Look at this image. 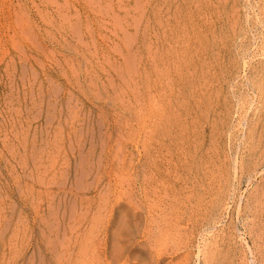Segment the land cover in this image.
Returning a JSON list of instances; mask_svg holds the SVG:
<instances>
[{
  "label": "rangeland",
  "instance_id": "1",
  "mask_svg": "<svg viewBox=\"0 0 264 264\" xmlns=\"http://www.w3.org/2000/svg\"><path fill=\"white\" fill-rule=\"evenodd\" d=\"M143 1H145V3ZM176 1L177 0H102V1L100 0L99 1L98 0H0V210H1L0 211V264H31V263L32 264H55L56 258H58V256L59 257L61 256L60 255L61 251L58 250V247L62 248L63 250L65 247V244L66 245L68 244L67 247L69 246L68 248L65 247V249L67 248L66 251L68 250L67 254L69 255V252L72 251L70 253L71 257L69 256L70 261L67 264H76L77 255L78 257L81 256L82 258L81 257L80 258H81L82 263L84 262L86 264H94V263L95 264H105V263L106 264H139V263L140 264H154L155 261H156L155 264H181L183 258H180V257L184 255V252L186 250L187 241L183 239L179 240L181 236H185L184 233L183 235L180 232H184L183 230H185L186 228H187L186 231L189 232L188 227H185L186 223L184 221L179 222V220L178 219L176 220L175 218L174 220H172L173 219L172 217L169 220L166 216L161 215V214H167L168 209H169L168 211L170 212V215L175 212L174 210H176L177 213H175L174 217L177 218L178 216H180L178 215V212L179 213L182 212L180 211L181 208L177 206L175 208H172L171 206L173 205V199L171 197L172 190H174L173 187L176 188L175 183L177 184L176 181H178L176 178L178 176L177 175L178 173L176 172L177 171L176 169L178 167L176 168V165H175L177 162L178 156L173 157L172 154L175 150H176L175 153L177 152L182 153L183 150H181V147L182 149L184 148L187 150L189 147L190 149L191 147H194V149H196L195 147L198 146L200 151L204 150L202 151L203 153L207 152L209 154L208 155L206 153L207 156H210L211 152L214 151L215 154L212 155V158L213 160L214 159L217 160V161L214 160V162L217 164V166H219V169L217 166L215 167V169L218 170L217 172L221 173L222 175L225 172L227 158L229 160L228 156H230L231 163L232 161L236 163V167L237 165L239 167V163L241 162L240 161L241 157L244 159H248L246 156L247 155L246 151H245L247 149V146L244 145L245 149L243 148V152H242V149L238 147L239 144H236V143H239L240 140H242V137L244 136V134L240 136V133H243L244 130L246 129L245 124L242 125L243 123L242 116L245 118L244 116L245 113H242L243 115H241V112L239 111V109H237L239 108L238 97L240 96L239 94L241 93V91H244V90L246 91V88L248 89L249 87L247 86V83H248L247 81L252 77L251 72H252L253 65L258 63L259 60H263L264 58V51H263L264 50V37H263L264 32L263 33L261 32L263 27H261L260 24H259L260 26H258L257 24V21H259L258 5L260 3V0L259 1L258 0H255V1L254 0L253 1L251 0L250 1L249 0H223V1L213 0V3L215 4V6L217 5L216 11L218 13L215 14L216 11L214 10V14L212 13V15L207 16V14L205 13L201 16V14H199L200 17L199 16L197 17L199 18L197 19V21L194 17H196L197 15L196 9L200 6V2H203L202 0L186 1V3L183 4L184 9L182 10V12H180V9H178L177 7L179 3H177V5L175 4ZM140 2L144 4V8L139 7ZM89 3H91L92 5ZM197 3H198V6H197ZM248 3L250 5V9L252 10V13H250V9H248L249 8ZM133 4H134V8L132 7ZM103 6H105V8ZM188 7L189 9H187ZM213 7L214 6L212 5V9ZM127 8H128V11H127ZM134 9H136L137 11ZM155 10L156 12H154ZM168 10H171V13H167L166 11ZM230 10L238 14L235 15V13L234 12L232 13ZM246 10H247V13H246ZM225 12L228 13L227 16L229 19L225 17L226 15ZM242 13L243 14L245 13V14L243 15ZM127 14L128 16H126ZM246 14L249 15V16L247 15L248 17L246 19L247 21L245 20ZM252 14L255 16V18ZM110 16L112 19L110 18ZM119 16L120 18L123 16V18L118 20ZM209 16L211 18V21L208 20L210 19ZM235 16L236 17L238 16L237 19L239 20V27H238V31L231 36V39L227 38L229 41L228 40L223 41L222 46L218 48V50L215 49L214 50L215 52L211 50L210 48L209 49L210 51L208 52L204 51L202 53H199L201 52V50L200 51L197 50L198 54L196 53L197 56L199 55V61L201 62L202 60L204 61L207 59H208L207 61L210 62V59L211 57H213V55H214V58H216L217 64L214 63V65L212 66L214 67V69H212V71L210 72V74L212 75V80H211L212 83L210 85H212V87L208 84L206 85L207 88L204 87L203 89H201L199 94L196 91L197 93L195 95L196 89L193 88L194 91L193 89H191V84L193 83V80H194L193 75H194L195 64L192 65L191 62H190L191 65L188 68H186V65L184 64L183 67H180V66L175 67L177 68L176 69L177 71L172 72L173 70H171L172 73L171 72L169 73V76L171 77V81H169L170 79L168 81L169 83L171 82L174 85L171 88L172 89L171 92L173 95L172 98H174V96L177 95L175 96L174 99L171 98V102L176 103L178 100L181 99L180 95L181 96L182 94L185 96L187 95L186 102L188 103H185L183 110L186 111L187 109V111L190 114L187 115V118H186L187 121H184V120L180 121L181 123L183 122L185 123L186 129L189 128L188 123L189 124L191 123L190 122L191 119L193 120L192 123L194 124V122L195 123L197 122L196 119H198V117L201 115L200 109L198 111L197 110L198 108H197L196 111H194L195 107L193 103H195L196 100L200 99L201 101L200 105L203 106V104H201L202 99L204 97L206 98L207 95L210 96V92L213 93V91H215V93H217L216 97L218 98L216 99L218 100L216 101L217 109H218V106L223 105L224 103L225 105H227L226 108L230 110L229 114H231L228 117L230 116L231 117L226 120L227 121L226 123L229 125L232 124L230 126L231 129H228L227 131L228 127L226 126L227 125L226 123L222 124L223 125L222 127L217 128L216 132L218 133V135H217V138L214 140L215 142L210 139L209 133H206V132H201V134L203 135H201L200 141H199L200 139V136H199V139L197 140L198 143H196L195 137L191 138L190 140H187V138L185 137L184 141L182 142L183 144L181 145L176 140H174L176 142L169 141V140L164 142L165 138L163 139L161 134L159 135V137L154 136L153 129L156 127L154 126L155 120L154 121L151 120L153 119V117L149 116L148 118V116L146 117L145 115L143 116L142 119H139L140 121L136 118H133L134 109L136 107L133 106L135 104L132 102V99L127 92H126V95L124 94V97L127 96L126 97L127 100L125 99L124 100L125 102L130 100V102L129 103L126 102L125 105H122L119 107V105L116 103L117 99H116V95H114L116 94V90L114 88L116 87L118 83H119L118 84L119 86L122 83V78L123 76H125V74L122 71L123 73V76H122L121 70L125 69V66H123L125 65V63L130 62V61H136L137 59L139 60L141 57L140 60L143 64L145 61L144 68H146L147 71L149 70L148 75L145 76L144 74V77L149 81H151L152 79H155L153 80L155 84L157 81H159L157 79V74L155 73L154 75L150 71V66L148 67V65H151V63L149 62L152 60V57L146 55V53L151 55L149 52L150 50H156L153 47L155 46V43H156L155 40L157 41V38L155 39L157 29H158L156 24L159 18H162L164 22L166 21V30H165L166 32L163 33V36H164L163 39L165 40L167 39V43L170 46V44L172 43L171 39L173 38L172 36H174V32L177 29L176 25L178 24V22H180L181 25L183 24L184 25V26L182 25L183 27H187V30H185V28L183 29L184 31H186L185 33L186 35L190 34L188 32L194 31L193 36L195 35L196 38L199 36L198 39L203 38V40L206 41L209 39L213 40L214 38L213 35L214 34L216 35L217 30L218 31L223 30L226 35L227 33L228 35H230L231 33L229 31L230 29H229L228 22L230 23V20L231 19L233 20L232 17L236 18ZM250 16H253V17L251 18ZM224 17L227 18L228 20H225ZM138 19L141 22H139ZM46 20H48V22ZM125 20L130 21V22L128 23ZM112 21L115 27L111 25ZM119 21L121 23H118ZM137 21L139 22V24H137ZM254 21L257 25L255 23L253 24ZM226 22L228 25L225 24ZM243 22H245L244 23L245 25L243 24ZM195 23H197L195 28H199V29L194 30ZM130 24H131V27H130ZM147 25L152 26V29L154 32L152 30L150 31V33L146 31L148 30ZM246 25H248V27ZM252 25L256 27L255 30ZM78 26L79 28H77ZM60 27L62 31L59 29ZM200 28L202 30H200ZM260 29L261 31H258ZM128 30H129V33L133 35V37L130 34H128ZM241 30L243 31L241 32ZM69 31H71V33H69ZM119 32L122 34H120ZM259 32H261L260 35H259ZM48 33H50V35ZM143 33H144V38L142 35ZM211 33L213 35H211ZM249 33L252 34V37H251V34L249 35ZM146 35H148L147 38H149V40H147ZM212 36L213 38L211 39L210 37ZM225 37H224V40H225ZM242 38L244 40H242ZM249 38L250 39L254 38L255 40L253 39L252 41ZM252 42L253 43L256 42V43L251 44ZM260 42L262 43L261 46H260L261 44ZM144 43L146 45L144 46V49L148 48L147 50H144L141 47L142 45H144ZM122 44L124 47L122 46ZM127 44L128 45L130 44V45L128 46ZM251 45L253 47L252 50H251L252 48ZM195 46H193L192 48L193 50L195 49ZM129 50L130 52H127ZM136 50H138V52ZM235 50L237 51L236 54H235ZM231 52H232V55H231ZM244 52H246L245 55H244ZM139 54L141 56H139ZM252 54L254 55L252 56ZM260 54H261V57H260ZM144 55L147 59L144 57ZM245 56H247L248 59ZM244 57L247 60L244 59ZM166 58L165 60L168 59ZM241 60H245V61H242L243 64L245 63L244 66H242L243 64H241ZM247 61H249V63ZM230 62H232V65ZM166 64H168V60ZM215 64L217 65V67ZM74 67L76 69H74ZM164 67L166 66L164 65ZM222 67H224V69ZM143 70L145 71V69ZM189 71H191L190 73L192 75L188 73ZM149 72H151V74H149ZM175 72H178L177 75L175 74ZM222 73L223 74L225 73V74L223 75ZM188 74L191 76H189ZM115 75H117V77ZM216 75H218V77ZM95 76L97 77V79L92 78V77L95 78ZM103 76L105 79L103 78ZM163 77L161 79L164 80ZM224 77H225V80H224ZM129 78H131V76ZM191 78L193 79L190 81ZM124 80L125 78H123V84H124ZM163 80H160L159 82ZM244 80L246 81L245 83H243ZM94 81L96 82L93 85ZM99 82L101 84H99ZM103 84H105V86ZM160 84H163V82H161ZM241 84L243 85V87ZM91 86H95L94 87L95 89L93 87L91 88ZM121 86L120 87L123 89L124 85H121ZM105 87L106 89H104ZM175 87L178 92L176 91ZM154 88L155 87L152 88L153 89L152 94H154L155 92ZM98 90L101 94V97L99 96ZM189 90H191V92ZM91 91L94 92V94ZM104 91H106L107 94H104L106 93ZM187 92L189 93L187 94ZM204 93L205 94L208 93V94L205 96ZM221 93L223 94L224 98L221 96ZM248 93L253 95V93L251 92H248ZM156 94L157 92L154 94L153 98L154 99L158 98V100L155 101L158 103L160 99H159V95L157 94L158 96L157 97ZM197 94L199 95L198 97H197ZM93 95H95V97ZM229 98H231L230 101H229ZM234 98L236 99V101ZM98 99H100L101 101ZM109 99H111L112 102ZM182 99L184 100V98ZM220 100L222 101V103ZM109 101L111 102L112 106L110 105ZM234 101L237 102L236 105ZM106 102H107V105H104ZM230 102L231 104L229 105ZM254 102H255V98H254V101L250 103L251 106L248 105V110L250 111L247 110L245 114V115H248V118L252 117L253 110L251 107H253V105L256 104V102L255 103ZM130 103H132L133 105ZM74 105H75V108H74ZM109 106H111L112 108L110 109ZM169 106L167 107L168 110H172V109L174 110L175 107L173 108ZM189 106L191 107L190 109H189ZM98 107H99V111H98ZM102 107L104 111H102L101 113L100 111L102 110L101 109ZM126 109H128L127 112H126ZM117 110H118V113L116 112ZM220 111L221 110L217 112L220 114ZM121 113L124 116H122ZM128 113H129V116H128ZM239 115L241 116L238 117ZM237 117L239 118L238 120H237ZM99 118L100 119L104 118V120L106 118L107 119L103 122V119L100 120ZM111 118L113 119L111 120ZM178 118L180 119V114ZM115 120H116V123H115ZM117 122L118 123L121 122V124H118ZM238 123L240 126L238 125ZM105 125H108V126H105ZM123 125H125L126 127H123ZM235 125L236 126L238 125V127L236 128ZM149 126H150V129H149ZM210 126H211V123L208 124V127ZM242 126H244L243 129H242ZM132 128L133 129L135 128V129L133 130ZM104 129L106 130L104 131ZM202 129H204V126ZM101 130L104 131V135L102 134L103 131ZM205 133L208 135L205 136ZM227 133L229 137L227 136L226 138ZM77 136L80 137V140H79V137ZM91 137L93 138L90 139V143H89L88 138H91ZM33 138H35L36 140ZM208 138L209 140H206ZM218 138H219V141H217ZM237 138L238 139L240 138V139L238 140ZM167 139H171V138H167ZM156 141L157 143H155ZM186 141H188L187 144H185ZM207 141L209 142L212 141V143L211 142L209 143ZM232 141L234 143H232ZM161 142L162 143L164 142L165 144L164 143L162 144ZM193 142L195 143L196 146L194 145ZM31 143L33 146H31ZM215 143L216 145H220V147L216 146ZM199 144H201V146ZM226 144L230 145L231 147L226 146ZM235 144L237 148H235L236 147ZM233 145L235 147H232ZM160 146H162L163 148ZM11 147L13 148V150ZM76 147L80 148V150H77ZM164 147H165V150H163ZM210 147L215 148V150L206 149L208 151H205V148H210ZM101 149L102 151H99ZM228 149L230 150L227 151ZM223 150L226 153H222L224 152ZM47 151L49 152V154ZM76 152H78V154ZM164 152L166 155L164 154ZM98 153L101 155H99ZM160 153H162L163 155L162 157L160 156L161 155ZM225 154L227 156H225ZM238 155H239V158H238ZM235 156L237 157L234 158ZM79 157H82V158H79ZM157 157L159 158V160ZM163 157L165 158L166 162ZM86 158H87L88 163L85 162ZM168 158H169V161H167ZM220 158H223V159H220ZM50 159L52 160V164L54 165L50 164L51 163ZM76 160L78 161L76 162ZM42 167H43V170L44 168L45 169L47 167L48 168L45 171L43 170L41 171ZM85 168L86 169L90 168L92 171L90 169H87L86 171ZM165 168L167 170L168 169L170 170L164 171ZM58 169H60V171ZM172 169H174L175 172ZM184 169L185 168H183L182 171L185 172ZM38 170L39 172L36 173ZM150 170L153 173H151ZM237 170L238 169H236V172ZM88 172L89 174H87ZM148 172L150 175L152 174L151 177L147 175ZM241 172H239L238 175L237 173L234 174L235 181L232 180L233 179L232 175H229V173L228 175L230 177V181L233 182L232 183L233 186L235 183L237 184L236 177L239 176L240 178V175H241L242 177L240 178L241 184L240 185L235 184V186H240V187H237L234 193H237L239 195L242 192L243 194H245L244 195L245 197L247 196L246 193H248V191H250L251 187L253 186L252 184H254V182H257V180H260L257 178H260L259 174H261L263 171L257 174L255 177H252V180L253 181L255 180V181L254 182L249 181V183L245 179L246 176L243 173V171ZM59 173L60 175L62 173L63 176L62 175L60 176ZM173 173H175L177 176H175V174ZM86 174L89 175V177L86 176ZM49 176L50 178H47ZM164 176L167 178H164ZM173 176H175V178ZM38 177L39 179H37ZM146 177H147V180H146ZM50 179H52L53 181H51ZM157 180L159 184L161 183L160 185L157 184L158 183ZM154 183H156L155 186H154ZM86 184L88 186H86ZM162 184L164 186H161ZM169 184L171 185L169 186ZM183 184L184 183L180 182L181 187L183 186ZM167 186H169V188ZM167 189L169 190L166 191ZM154 190H156V193H153L155 192ZM158 190L160 193L163 192L165 196H163V194L158 193ZM167 192H168V195H166ZM161 195L165 198L160 197ZM207 196L208 195H206V197ZM158 199L160 202L157 201ZM163 199L164 200L166 199L165 200L166 202H164ZM204 199H205L204 200L205 202L206 201L210 202L209 198H204ZM231 199H229L228 201L229 205L228 206L225 205L226 207H228V210L229 209L232 210V207H233L232 206L233 201H231ZM152 200L153 201L155 200L154 203L151 202ZM157 202L159 203V205L156 204ZM160 203H162L163 205H161ZM166 203H169V205L167 204L168 205L167 206ZM161 207L163 208L166 207V208H164V210L162 211L161 209L163 208ZM49 210L51 214L50 212L48 213ZM154 211L156 212L157 215L155 214ZM165 211L166 213H164ZM73 214H76V215H73ZM228 214L229 212L227 213V211L226 213H224L223 211V213L221 214V219H223L224 223H226L225 221H227V219L229 220L227 222L231 221L233 223L234 222L238 223L237 221L239 218L236 217L237 216L236 212L234 213L232 219L229 218ZM168 216H169V213H168ZM171 216H173V214ZM153 218L158 219L160 222L157 224V220ZM51 219L55 222H53ZM46 221H49L50 224L52 225L45 226L44 224L49 223ZM144 221H145V224H144ZM162 221L164 222L167 221V222L163 223ZM223 222L220 224L218 223L217 226L220 227L219 229L224 228L222 227L224 225ZM70 223H72L73 225H71ZM173 224L176 225L177 227L175 226L174 228ZM156 225L157 226L159 225L158 226L159 228ZM46 227H48V229ZM53 227L55 228L54 230H52ZM161 227L164 228V230ZM168 227L169 229H172V230H169ZM121 229H122V232H119L121 231ZM123 230H124V233H123ZM208 230L205 231L206 233L205 232L203 233L204 235L202 234L197 235V232L190 233L191 234L190 238L193 240L192 241L190 239V241H192L193 243L191 242L192 243L191 244L189 242L188 244L190 246L189 249L192 254V255L190 254L191 260L193 258V260L190 261V264H197L199 261L202 263L199 262L198 264H203L204 252L202 251L203 250L202 245H206L204 244L205 240L207 238L210 239L211 238L209 237L210 234L215 232L214 231L215 229L213 231L211 229V232H209ZM159 231L162 234L158 233ZM198 231H200V229ZM149 232L152 233L153 235L150 234ZM170 233H172L171 235L174 236L173 238L171 237ZM207 233L209 235H207ZM124 234L127 236H125ZM179 234L180 235L182 234V235L180 236ZM120 236H122L121 237L122 239L120 238ZM170 237L172 239H170ZM200 237L203 239H201ZM67 238L68 240H66ZM198 239H200L201 242L203 241V243L199 242ZM83 242H84V245H83ZM60 243L64 245H62L61 247ZM197 243H199V245ZM174 244L176 246H174ZM82 247L85 248L84 250L86 251L83 250L84 252H82L81 251ZM56 248H57V251H56ZM13 250H16L17 252ZM58 251L60 253H56ZM83 253H84L85 259L83 258V255H82ZM54 255H56L55 256L56 258L54 257ZM195 255H196V258H195ZM155 256H158V257H155ZM173 257L174 259H172ZM71 261H74V262H71Z\"/></svg>",
  "mask_w": 264,
  "mask_h": 264
},
{
  "label": "bare ground",
  "instance_id": "2",
  "mask_svg": "<svg viewBox=\"0 0 264 264\" xmlns=\"http://www.w3.org/2000/svg\"><path fill=\"white\" fill-rule=\"evenodd\" d=\"M99 1V0H98ZM100 1H102V0H100ZM185 1V2H184ZM186 1H189V0H177L176 1V5H177V3H179L178 4V9H180V12H182V10L184 9V7H183V4L184 3H186ZM192 1V0H191ZM198 1H200V0H198ZM203 2H200V6L196 9V12H197V15H196V17H194L195 19H196V21H197V19H199V18H197L198 16H199V14H201V16L203 15V14H207V16L208 15H212V13L214 14V10L216 11L217 9H216V6H215V4L213 3V0H202ZM220 1V0H219ZM223 1V0H222ZM250 1V0H249ZM251 1H253V0H251ZM255 1V0H254ZM259 1V0H258ZM54 2V1H53ZM97 2V1H96ZM133 2V1H132ZM144 3H145V1H143ZM238 2V1H237ZM257 2V1H256ZM122 3V2H121ZM172 3V2H171ZM195 3V2H194ZM193 3V4H194ZM245 3V2H244ZM89 4H91V3H89ZM98 4H100V3H98ZM110 4V3H109ZM124 4V3H123ZM138 4V3H137ZM136 4V5H137ZM190 4V3H189ZM196 4V3H195ZM242 4V3H241ZM53 5V4H52ZM92 5V4H91ZM104 5V4H103ZM135 5V6H136ZM140 6L139 7H143L144 8V4H142V2H140V4H139ZM212 5L214 6L213 7V9H212ZM255 5V4H254ZM96 6V5H95ZM197 6H198V3H197ZM196 6V7H197ZM237 6V5H236ZM235 6V7H236ZM97 7V6H96ZM104 8H105V6H103ZM133 8H134V4H133V6H132ZM137 7V6H136ZM221 7V6H220ZM230 7V6H229ZM233 7V6H232ZM234 7V8H235ZM248 9H250V5H249V3H248ZM253 7V6H252ZM255 7V6H254ZM100 8V7H99ZM123 8V7H122ZM138 8V7H137ZM174 8V7H173ZM246 8V7H245ZM102 9V8H101ZM109 9V8H108ZM108 9H106V10H108ZM113 9V8H112ZM187 9H189V7L187 8ZM247 9V8H246ZM106 10H104V11H106ZM134 10H136V9H134ZM141 10V9H140ZM257 10V9H256ZM103 11V12H104ZM127 11H128V8H127ZM137 11V10H136ZM144 11V10H143ZM173 11V10H172ZM232 13L234 12V11H232V10H230ZM236 11V10H235ZM254 11V10H253ZM43 12V11H42ZM101 12V11H100ZM111 12V11H110ZM126 12V11H125ZM135 12V11H134ZM140 12V11H139ZM154 12H156V10L154 11ZM167 13H171V10H168V11H166ZM107 13V12H106ZM113 13V12H112ZM128 13V12H127ZM133 13V12H132ZM131 13V14H132ZM173 13V12H172ZM185 13V12H184ZM218 12L216 11L215 12V14H217ZM226 13V12H225ZM235 13V12H234ZM246 13H247V10H246ZM250 13H252V10L250 9ZM45 14V13H44ZM130 14V15H131ZM138 14V13H137ZM143 14V13H142ZM236 14H238V13H235V15ZM243 14V13H242ZM245 14V13H244ZM243 14V15H244ZM253 14H254V12H253ZM252 14V15H253ZM46 15V14H45ZM116 15V14H115ZM123 15V14H122ZM219 15V14H218ZM218 15H216V16H218ZM228 13H226V15H225V17H227L228 18ZM240 15V14H239ZM247 15L248 14H246V17H245V20L248 18L247 17ZM251 15V14H250ZM44 16V15H43ZM121 16V15H120ZM120 16L118 17L119 19L118 20H120L121 18H123V16L120 18ZM126 16H128V14L126 15ZM249 16V15H248ZM254 16V15H253ZM253 16H250L251 18L253 17ZM26 17V16H25ZM107 17V16H106ZM133 17V16H132ZM139 17H140V15H139ZM138 17V18H139ZM200 17V16H199ZM224 17V19L225 20H228L227 18H225ZM229 17H230V15H229ZM236 17V16H235ZM238 17V16H237ZM237 17L236 18H234V17H232L233 18V20L231 19L230 20V23L228 22V24H229V31H230V35H228V33H227V35L225 34V32L222 30V31H218L217 30V32H216V35L214 34H212L211 33V35H213L214 36V38H213V36L212 37H210L211 39L213 38V40H203V38H200V39H198V37L196 38L195 37V35L193 36V32H188V33H190V34H188V35H186L185 33H186V31H184L183 29L185 28V30H187V27H183L181 24H180V22H178V24L176 25V31L174 32V36H172L173 38L171 39V41H172V43L170 44V46H169V44L167 43V39L165 40V39H163V33L164 32H166L165 30H166V21L164 22L163 20H162V18H159V20H158V22H157V24H156V22H155V24L157 25V33H156V37H155V39L157 38V41L155 40V46L153 47L154 49H156V50H150L149 52H150V54L151 55H149V54H147L146 52H144V53H146V55H148V56H150V57H152V60L149 62V63H151V65H148V67L150 66V71L155 75V73L157 74V79L160 81V80H163V79H161L163 76V78H164V80L163 81H161V82H163V84H160L161 82H159V81H157L156 82V84H155V82L153 81V80H155V79H152L151 81H149V80H147L145 77H144V74H145V76H147L148 75V71L146 70V68H144V64H145V61H144V64L141 62V57H140V59L138 60H136V61H130V62H127V63H125V65H123V66H125V69H123V70H121V74H122V76H123V73H122V71L124 72V74H125V76H123V78H125V80H124V84H123V78H122V76H121V78H122V83H121V85H124V87H123V89L117 84L116 85V87L117 86H119V87H115L114 89L116 90V94H114V95H116V103L119 105V107L120 106H122V105H125L126 104V102L127 103H129L130 102V100L129 101H126L125 102V100H127V96H125L124 97V94L126 95V92L130 95V97H131V99H132V102L135 104V105H133L132 103H130V104H132L134 107H136L135 109H134V117L133 118H136V119H142L143 118V116H145L146 115V117L148 116V118H149V116H151V117H153V119H151V120H155V123H154V126L156 127V128H154L153 129V127H152V129L154 130V136H158L159 137V135L161 134V136L163 137V139L165 138V140H164V142L165 141H174V140H176V141H178L179 143H180V145L181 144H183L182 142L184 141V138L186 137L187 138V140H190L191 138H193V137H195V141H196V143H198L197 142V140L199 139V136H200V139H199V141L201 140V135H203V134H201V132H206V133H209V136H210V139L211 140H215L216 138H217V135H218V133L216 132V129L217 128H220V127H222L223 125L222 124H225L227 121V119L228 118H230V117H228L229 115H231V114H229L230 112V110L229 109H227L226 107H227V105H225V103L223 104V105H220V106H218V109L219 110H221L220 111V114H221V116H220V114L218 113L219 112V110L217 109V107H216V105H217V103H216V101H218V100H216V99H218L216 96H217V93H215V91H213V93H211L210 92V96H208L207 94L208 93H204L205 94V96H206V98L204 97L203 99H202V103L201 104H203V106L202 105H200V99L199 100H196L195 101V103H193V105H194V107H195V109H194V111H196V109L199 111V109H200V111H201V115L198 117V119H196L197 120V122L195 123L194 122V124L192 123V119H191V123L189 124L188 123V126H189V128L188 129H186L185 128V123L183 122V123H181L180 121H182V120H184V121H187L186 120V118H187V115L188 114H190L188 111H187V109H186V111L185 110H183V107L185 106V103H188V102H186V96L185 95H183L182 94V96L180 95V100H178L176 103H173V102H171V98L173 97V95H172V92H171V88L174 86L171 82L169 83V81H171V77L169 76V73L171 72V70H173L172 72H174V71H177L176 69L177 68H175V67H183V65L185 64L186 65V68H188L191 64L193 65V64H195V68H194V80H193V85L191 84V89H196L195 90V95H196V93L198 92V94H199V92H200V90L201 89H203L204 87H206V85H210L211 83H212V75L210 74V72L212 71V69H214V67H212L213 65H214V63H216L217 64V62H216V58H214V55H213V57H211V59H210V62L209 61H207V60H202V62L201 61H199V55L197 56L196 55V53H197V50L198 51H200L201 50V52H199V53H202V52H208V51H210L209 49L211 48V50H218V48H220L221 46H222V42L223 41H227L228 39H231V36L233 35V34H235L237 31H238V27H239V20L237 19ZM242 17V16H241ZM244 17V16H243ZM110 18H111V16H110ZM135 18V17H134ZM152 18V17H151ZM209 18H210V16H209ZM254 18H255V16H254ZM258 18H259V21H257V20H255V21H257V24H258V26H260L261 25V27H263V29H262V31H261V29L260 30H258V31H261L262 33L264 32V0H260V3H259V5H258ZM51 19V18H50ZM112 19V18H111ZM133 19V18H132ZM141 19V18H140ZM240 19H242V18H240ZM45 20V19H44ZM114 20V19H113ZM139 20V19H138ZM208 20H210L211 21V18L210 19H208ZM218 20V19H217ZM222 20V19H221ZM253 20V19H252ZM20 21V20H19ZM18 21V22H19ZM29 21V20H28ZM47 22H48V20H46ZM58 21V20H57ZM115 21V20H114ZM125 21H127V20H125ZM156 21H157V19H156ZM247 21V20H246ZM245 21V22H246ZM255 21L253 22V24L255 23ZM66 22V21H65ZM128 23L130 22V21H127ZM132 22V21H131ZM139 22H141L140 20H139ZM139 22L137 21V24H139ZM227 22L225 23L226 25H228L227 24ZM241 22V21H240ZM245 22H243V24L245 23ZM22 23V22H21ZM55 23V22H54ZM58 23V22H57ZM60 23V22H59ZM67 23V22H66ZM116 23V22H115ZM118 23H121L120 21L118 22ZM123 23V22H122ZM133 23V22H132ZM247 23V22H246ZM47 24V23H46ZM50 24H52V23H50ZM111 24V23H110ZM145 24V23H144ZM203 24V23H202ZM256 24V23H255ZM256 24V25H257ZM260 24V25H259ZM22 25V24H21ZM55 25V24H54ZM53 25V26H54ZM81 25V24H80ZM111 25H113V21H112V24ZM128 25V24H127ZM143 25V24H142ZM146 25V24H145ZM197 25V23H195V25H194V28H195V26ZM204 25V24H203ZM226 25H225V27H226ZM245 25V24H244ZM20 26V25H19ZM51 26V25H50ZM62 26V25H61ZM68 26V25H67ZM138 26V25H137ZM148 26V25H147ZM247 27H248V25H246ZM249 26H250V24H249ZM253 26V25H252ZM251 26V27H252ZM257 26V27H258ZM86 27V26H85ZM112 27V26H111ZM113 27H115L114 25H113ZM126 27H128V26H126ZM130 27H131V24H130ZM146 27V26H145ZM144 27V28H145ZM193 27V26H192ZM212 27V26H211ZM254 27V26H253ZM260 27V28H261ZM63 28V27H62ZM66 28V27H65ZM77 28H79V26L77 27ZM107 28V27H106ZM134 28H136V27H134ZM224 28V27H223ZM246 28V27H245ZM245 28H244V30H245ZM255 28L256 27H254V30H255ZM19 29V28H18ZM60 30H61V27L59 28ZM67 29H68V27H67ZM111 29V28H110ZM114 29H116V28H114ZM125 29V28H124ZM142 29H143V27H142ZM196 29H199V28H195L194 30H196ZM259 29V28H258ZM20 30V29H19ZM57 30V29H56ZM69 30H70V28H69ZM76 30V29H75ZM117 30H118V28H117ZM123 30V29H122ZM153 31V29H152V26H148V30H146V31H148L149 33H150V31ZM200 30H202L201 28H200ZM211 30V29H210ZM228 30V29H227ZM226 30V31H227ZM253 30V29H252ZM62 31V30H61ZM111 31H113V30H111ZM116 31V30H115ZM126 31H127V29H126ZM145 31V30H144ZM169 31V30H168ZM192 31V30H191ZM243 30H241V32H242ZM82 32V31H81ZM122 32V31H121ZM141 32V31H140ZM154 32V31H153ZM207 32V31H206ZM215 32V31H214ZM249 32V31H248ZM252 32V31H251ZM261 32H259V35H260V33ZM69 33H71V31H69ZM120 33V32H119ZM123 33V32H122ZM122 33H120V34H122ZM142 33V32H141ZM140 33V34H141ZM146 33V32H145ZM200 33V32H199ZM247 33V32H246ZM254 33V32H253ZM49 35H50V33H48ZM125 34H126V32H125ZM128 34H130L129 33V30H128ZM134 34H135V32H134ZM155 34V33H154ZM197 34V33H196ZM241 34V33H240ZM251 33H249V35H250ZM23 35V34H22ZM21 35V36H22ZM131 35V34H130ZM137 35V34H136ZM143 35V38H144V33L142 34ZM141 35V36H142ZM210 35V36H211ZM225 35H226V37H225ZM258 35V36H259ZM27 36V35H26ZM117 36V35H116ZM127 36H129V35H127ZM132 37H133V35H131ZM147 36L148 35H146V38H147ZM153 36V35H152ZM24 37V36H23ZM224 37H225V40H224ZM234 37V36H233ZM251 37H252V34H251ZM250 37V38H251ZM254 37H255V35H254ZM257 37V36H256ZM263 37H264V34H263ZM60 38V37H59ZM135 38H137V37H135ZM142 38V37H141ZM142 38V39H143ZM152 38V37H151ZM150 38V39H151ZM228 38V39H227ZM249 38V39H250ZM262 38V37H261ZM20 39V38H19ZM22 39V38H21ZM26 39V38H25ZM29 39V38H28ZM124 39V38H123ZM131 39V38H130ZM139 39H140V37H139ZM234 39V38H233ZM254 39V38H253ZM253 39H250V40H252L253 41ZM113 40V39H112ZM129 40V39H128ZM135 40V39H134ZM147 40H149V38H147ZM242 40H244L243 38H242ZM255 40V39H254ZM63 41H65V40H63ZM114 41V40H113ZM122 41V40H121ZM120 41V42H121ZM127 41V40H126ZM152 41V40H151ZM196 42V44H195V42ZM229 41V40H228ZM259 41V40H258ZM19 42V41H18ZM124 42V41H123ZM134 42V41H133ZM146 42V41H145ZM233 42H235V41H233ZM232 42V43H233ZM25 43V42H24ZM116 43V42H115ZM147 43V42H146ZM148 43H150V42H148ZM231 43V42H230ZM247 43V42H246ZM256 42H252L251 44H255ZM261 43V42H260ZM143 44V43H142ZM141 44V45H142ZM22 45V44H21ZM120 45H121V43H120ZM128 45V44H127ZM126 45V46H127ZM130 45V44H129ZM128 45V46H129ZM132 45V44H131ZM196 45V46H195ZM227 45H229V44H227ZM239 45V44H238ZM258 45V44H257ZM256 45V46H257ZM262 45V43L260 44V46ZM81 46V45H80ZM79 46V47H80ZM116 46H117V44H116ZM119 46V45H118ZM122 46H123V44H122ZM144 46H146L145 45V43H144V45H142L141 47L144 49ZM149 46V45H148ZM150 46H152V45H150ZM193 46H195V49L193 50L192 48H193ZM226 46V45H225ZM235 46V45H234ZM259 46V47H260ZM34 47V46H33ZM120 47V46H119ZM124 47V46H123ZM135 47V46H134ZM251 47H252V45H251ZM23 48V47H22ZM117 48V47H116ZM224 48V47H223ZM235 48V47H234ZM233 48V49H234ZM237 48V47H236ZM240 48V47H239ZM238 48V49H239ZM255 48V47H254ZM261 48V47H260ZM148 48H146V49H144V50H147ZM231 49V48H230ZM253 49V47L251 48V50ZM259 49V48H258ZM262 49H263V47H262ZM37 50V49H36ZM112 50V49H111ZM121 50V49H120ZM133 50V49H132ZM242 50V49H241ZM246 50V49H245ZM126 51V50H125ZM137 52H138V50H136ZM140 51V50H139ZM154 51V52H153ZM227 51V50H226ZM248 51H250V50H248ZM247 51V52H248ZM254 51V50H253ZM264 51V50H263ZM127 52H130V50L129 51H127ZM132 52V51H131ZM215 52V51H214ZM236 50H235V54H236ZM260 52H261V50H260ZM141 53V52H140ZM245 53L246 52H244V55H245ZM250 53V52H249ZM259 53V52H258ZM115 54H116V52H115ZM138 54V53H137ZM136 54V55H137ZM198 54V53H197ZM213 54V53H212ZM228 54V53H227ZM239 54H240V52H239ZM248 54V53H247ZM142 55H143V53H142ZM231 55H232V52H231ZM243 55V56H244ZM250 55V54H249ZM254 54H252V56H253ZM139 56H141L140 54H139ZM147 56V57H148ZM197 56V57H196ZM222 56V55H221ZM251 56V57H252ZM132 57V56H131ZM143 57V56H142ZM144 57H145V55H144ZM149 57V58H150ZM153 57H154V59H153ZM168 59H167V58ZM208 57V56H207ZM242 57V56H241ZM246 58H247V56H245ZM244 57V59H246ZM260 57H261V54H260ZM112 58V57H111ZM137 58V57H136ZM146 58V57H145ZM144 58V59H145ZM165 58L168 60V64H166V62H167V60H165ZM214 58V59H213ZM227 58V57H226ZM233 58V57H232ZM237 58V57H236ZM147 59V58H146ZM145 59V60H146ZM248 59V58H247ZM246 59V60H247ZM261 59V58H260ZM123 60V59H122ZM201 60V59H200ZM252 60V59H251ZM109 61H110V59H109ZM112 61V60H111ZM221 61H222V59H221ZM236 61V60H235ZM242 61H245V60H241V64H243V62ZM250 61V60H249ZM249 61H247L248 63H249ZM190 62H191V64H190ZM202 63V65H201V63ZM239 62V61H238ZM237 62V63H238ZM148 63V64H149ZM200 63V64H199ZM229 63V62H228ZM231 63V65H232V62H230ZM233 63H234V61H233ZM252 63V62H251ZM36 64V63H35ZM143 64V65H142ZM215 64V65H216ZM245 64V63H244ZM244 64L242 65V66H244ZM102 65V64H101ZM164 65L167 67H164ZM221 65V64H220ZM228 65V64H227ZM235 65V64H234ZM112 66V65H111ZM211 66V67H210ZM229 66V65H228ZM113 67V66H112ZM111 67V68H112ZM147 67V68H148ZM216 67H217V65H216ZM116 68H117V66H116ZM121 68V67H120ZM223 69H224V67H222ZM242 68V67H241ZM74 69H76L75 67H74ZM143 69H145V71L143 70ZM243 69V68H242ZM219 70V69H218ZM226 70V69H225ZM228 70V69H227ZM32 71V70H31ZM104 71V70H103ZM107 71V70H106ZM116 71V70H115ZM120 71V70H119ZM179 71V70H178ZM221 71V70H220ZM246 71V70H245ZM105 72V71H104ZM103 72V73H104ZM109 72V71H108ZM129 72V73H128ZM151 72H149V74H151ZM171 72V73H172ZM191 71H189L188 73H190ZM75 73V72H74ZM93 73H95V72H93ZM177 73L178 72H175V74L177 75ZM184 73V72H183ZM72 74V73H71ZM130 74V75H129ZM187 74V73H186ZM191 74V73H190ZM223 74V73H222ZM225 74V73H224ZM223 74V75H224ZM90 75V74H89ZM96 75H97V73H96ZM106 75H108V74H106ZM180 75V74H179ZM189 75V74H188ZM192 75V74H191ZM191 75H189V76H191ZM73 76V75H72ZM116 77H117V75H115ZM131 76V78H129ZM182 76H183V74H182ZM217 77H218V75H216ZM251 78L247 81L248 83H247V86H249L248 87V89L246 88V86H245V88H246V91L244 90V91H241V93L239 94L240 96L238 97V95H237V97H238V106H239V108H237V109H239V111L241 112V115H243L242 113H245L246 114V111L248 110V105H250L251 106V104L250 103H252L253 101H254V98H255V102H256V104L255 105H253V107H251L252 108V117L251 118H248V115H245L244 114V116H245V118L242 116V119H243V123H242V125L243 124H245V126H246V129L244 130V132L243 133H240V136L242 135V134H244V136L242 137V140H240V142L239 143H236V144H239L238 145V147H240L241 149H242V152H243V148L245 149V147H244V145H246L247 146V149L245 150L246 151V156H247V158L248 159H244V158H242L241 157V159H240V163H239V167H238V165H237V167H236V163L235 162H233L232 161V163H231V161H230V156H228L229 157V160H228V158H227V163H226V167H225V172H224V170H223V175L221 174V173H219V172H217L218 170H216L215 169V167L217 166V164L214 162V160H216V159H214L213 160V158H212V155L213 154H215L214 153V151L213 152H211V154H210V156H207V154L206 153H203L202 151H204V150H202V151H200V149L198 148V146H196L195 145V143H194V145L196 146L195 148L196 149H194V147H191V149H190V147L186 150V149H182V147H181V150H183L182 151V153H175V151L173 152V154L172 153H170V154H172V156L173 157H177L178 156V158H177V162H176V172L178 173L177 175L175 174V173H173V174H175V176H177L176 178H177V180L178 181H176L177 182V184L175 183V186H176V188H174L173 187V189L174 190H172V199H173V205H171L172 206V208H175L176 206L177 207H179V208H181V210L180 211H182V212H178V215H180V216H178L177 218L176 217H174V215H175V213H177L176 212V210H174L173 212L174 213H172L173 214V216H171L170 215V212L167 210V214H161V215H164V216H166L169 220H170V218L172 217L173 219L172 220H174V218L177 220H179V222L181 221H184L186 224H185V227H188V231L189 232H187L186 231V229L185 230H183L184 232H180V233H184L185 234V236H181L180 234V238H179V240H186L187 241V245H186V250H185V252H184V255L183 256H181L180 258H183L182 259V262H181V264H190V261H192L193 260V258H192V260H191V251H190V249H189V242L191 243L193 240L190 238V233H194V232H197V235H204L203 233L205 232V231H207L208 229V231L209 232H211V229H212V231L214 230L215 232H213V233H211L210 234V236L209 237H211L210 239H208L207 237V239L205 240V242H204V244H206V245H202L201 243H203V241L201 242L200 241V239H198L199 240V242H201L200 244L203 246V252H204V257H203V264H264V58H263V60H259L258 61V63H256V64H254L253 65V68H252V72H251ZM24 77V76H23ZM100 77V76H99ZM112 77V76H111ZM156 77V76H155ZM170 77V78H169ZM230 77V76H229ZM242 77H244V76H242ZM93 79H97V77L95 76V78L94 77H92ZM103 78H104V76H103ZM177 78V77H176ZM246 78V77H245ZM33 79V78H32ZM76 79H78V78H76ZM99 79V78H98ZM105 79V78H104ZM111 79H113V78H111ZM170 79V80H169ZM193 78H191L190 79V81L192 80ZM215 79V78H214ZM217 79V78H216ZM107 80V79H106ZM169 80V81H168ZM186 80V79H185ZM224 80H225V77H224ZM224 80H223V82H224ZM228 80V79H227ZM92 81V80H91ZM99 81V80H98ZM183 81V80H182ZM195 81V82H194ZM220 81H221V79H220ZM241 81H242V79H241ZM240 81V82H241ZM96 81H94L93 82V85H94V83H95ZM103 82V81H102ZM180 82V81H179ZM187 82V81H186ZM185 82V83H186ZM228 82V81H227ZM246 81L244 80V82L243 83H245ZM28 83V82H27ZM92 83V82H91ZM154 83V84H153ZM183 83V82H182ZM219 83V82H218ZM99 84H101L100 82H99ZM187 84V83H186ZM239 84V83H238ZM104 86H105V84H103ZM154 85V86H153ZM156 85V86H155ZM215 85V84H214ZM242 85V84H241ZM101 86V85H100ZM109 86H111V85H109ZM179 86V85H178ZM180 86H182V85H180ZM211 87H212V85H210ZM218 86H219V84H218ZM240 86V85H239ZM94 88L95 86H91V88ZM153 87H155L154 89V94L157 92V94L159 95V99H160V101H158V103L157 102H155L156 100H158V96H157V94H156V98L157 99H154L153 97H154V94H152L153 93ZM226 87V86H225ZM229 87V86H228ZM231 87V86H230ZM237 87V86H236ZM242 87H243V85H242ZM80 88V87H79ZM110 88V87H109ZM186 88V87H185ZM184 88V89H185ZM187 88H189V87H187ZM207 88V87H206ZM208 88H210V87H208ZM39 89H40V87H39ZM95 89V88H94ZM104 89H106V87L104 88ZM175 89H176V87H175ZM194 89H193V91H194ZM240 89V88H239ZM97 90V89H96ZM179 90V89H178ZM186 90V89H185ZM218 90V89H217ZM226 90V89H225ZM228 90V89H227ZM242 90V89H241ZM84 91V90H83ZM93 91V90H92ZM91 91V92H92ZM107 91V90H106ZM106 91H104V92H106ZM152 91V92H151ZM162 91V92H161ZM176 91H177V89H176ZM180 91V90H179ZM187 91V90H186ZM190 92H191V90H189ZM197 91V92H196ZM210 91H212V90H210ZM96 92V91H95ZM98 92H99V90H98ZM103 92V93H104ZM178 92V91H177ZM204 92H206V91H204ZM208 92V91H207ZM229 92V91H228ZM240 92V91H239ZM248 92H251V93H253V95L252 94H249ZM38 93V92H37ZM93 94H94V92H92ZM148 93V94H147ZM189 92H187V94H188ZM255 93V94H254ZM104 94H107V92L106 93H104ZM178 94V93H177ZM197 94V97L199 96ZM203 94V95H204ZM220 94V93H219ZM40 95H42V94H40ZM95 95H97V94H95ZM95 95H93L94 97H95ZM108 95H110V94H108ZM148 95V96H147ZM190 95V94H189ZM230 95H232V94H230ZM33 96V95H32ZM99 96L101 97V94H100V92H99ZM175 96H177V95H175ZM175 96H174V98H175ZM221 96L223 97V94L221 93ZM42 97V96H41ZM190 97V96H189ZM191 97H192V95H191ZM190 97V98H191ZM196 97V96H195ZM202 97V96H201ZM228 97H229V95H228ZM105 98V97H104ZM110 98H112V97H110ZM174 98H172V99H174ZM182 98H184V100L182 99ZM189 98V99H190ZM224 98V97H223ZM17 99V98H16ZM40 99V98H39ZM101 99V98H100ZM100 99H98V100H100ZM125 99V100H124ZM226 99V98H225ZM230 99L231 98H229V101H230ZM235 99V98H234ZM103 100V99H102ZM110 101H111V99H109ZM192 100V99H191ZM233 100V99H232ZM31 101V100H30ZM101 101V100H100ZM105 101H106V99H105ZM109 101V102H110ZM175 101H176V99H175ZM174 101V102H175ZM221 101V100H220ZM235 101H236V99H235ZM234 101V103H235V105L237 104V102H235ZM16 102V101H15ZM33 102V101H32ZM35 102V101H34ZM73 102V101H72ZM107 102H108V100H107ZM107 102L104 104V105H107ZM112 102V101H111ZM111 102H110V105L112 106V104H111ZM114 102V101H113ZM136 102V103H135ZM254 102V103H255ZM11 103V102H10ZM205 103V104H204ZM221 103H222V101H221ZM227 103V102H226ZM35 104V103H34ZM73 104V103H72ZM71 104V105H72ZM76 104V103H75ZM129 104V105H130ZM231 104V102L229 103V105ZM8 105V104H7ZM23 105H24V103H23ZM171 106V107H175L174 108V110L172 109V110H168L167 109V107L168 106ZM228 105V106H229ZM99 106V105H98ZM111 106H109L110 107V109L112 108ZM169 106V107H170ZM191 106H192V104H191ZM237 106V107H238ZM12 107V106H11ZM14 107V106H13ZM32 107V106H31ZM101 107V106H100ZM106 107V106H105ZM118 107V108H119ZM131 107V106H130ZM176 107H178V108H176ZM194 107H192V108H194ZM216 107V108H215ZM221 107V108H220ZM18 108V107H17ZM36 108V107H35ZM74 108H75V105H74ZM74 108H72V109H74ZM124 108V107H123ZM125 108H127V107H125ZM128 108H129V106H128ZM186 108V107H185ZM191 107L189 106V109H190ZM20 109V108H19ZM25 109V108H24ZM40 109V108H39ZM72 109H71V111H72ZM102 110L100 111L101 113H102V111H104L103 110V107L101 108ZM232 109V108H231ZM235 109V108H234ZM18 110V109H17ZM36 110V109H35ZM41 110V109H40ZM106 110V109H105ZM124 110V109H123ZM127 110L128 109H126V112H127ZM98 111H99V107H98ZM114 111V110H113ZM168 111V112H167ZM197 111V112H198ZM218 111V112H217ZM238 111V112H239ZM248 111H250V110H248ZM22 112V111H21ZM51 112V111H50ZM99 112V113H100ZM117 113H118V110L116 111ZM121 112V111H120ZM119 112V113H120ZM188 112V113H187ZM217 112V113H216ZM14 113V112H13ZM105 113H107V112H105ZM110 113H111V111H110ZM196 113V112H195ZM200 113V112H199ZM233 113H234V111H233ZM179 114H180V119L178 118V116H179ZM250 114V113H249ZM102 115V114H101ZM100 115V116H101ZM112 115H113V113H112ZM112 115H110V116H112ZM117 115H119V114H117ZM121 115H122V113H121ZM241 115H239L238 117H240ZM122 116H124V115H122ZM128 116H129V113H128ZM190 116V115H189ZM193 116V115H192ZM246 116H247V118H246ZM251 116V115H250ZM116 117H118V116H116ZM145 117V118H146ZM196 117V116H195ZM237 117V120L239 119ZM104 118H105V116H104ZM104 118H102L103 119V122L107 119H105L104 120ZM110 118V117H109ZM235 118V117H234ZM12 119V118H11ZM100 119V118H99ZM102 119H100V120H102ZM113 118H111V120H112ZM115 119V118H114ZM119 119H121V118H119ZM126 119V118H125ZM190 119V118H189ZM144 120V119H143ZM13 121V120H12ZM123 121V120H122ZM126 121V120H125ZM132 121V120H131ZM140 121V120H139ZM148 121V120H147ZM230 121V120H229ZM229 121H228V123H229ZM232 121H234V120H232ZM102 122V121H101ZM241 122V121H240ZM239 122V123H240ZM115 123H116V120H115ZM118 123V122H117ZM132 123V122H131ZM133 123H134V121H133ZM209 123H211V126L210 127H208V124ZM236 123V122H235ZM239 123H238V125H239ZM102 124V123H101ZM118 124H121V122L120 123H118ZM125 124V123H124ZM149 124V123H148ZM151 124H153V123H151ZM227 124V123H226ZM22 125V124H21ZM136 125V124H135ZM232 125V124H231ZM231 125H229V124H227L226 126L228 127H226L227 128V131H228V129H231ZM238 125L236 126V128L238 127ZM105 126H108V125H105ZM139 126V125H138ZM138 126H136V127H138ZM203 126H204V129H205V131H204V129H202L203 128ZM218 126V127H217ZM240 126V125H239ZM103 127V126H102ZM101 127V128H102ZM123 127H126L125 125H123ZM178 127V128H177ZM206 127V128H205ZM234 127V126H233ZM120 128V127H119ZM244 128V126H242V129ZM21 129V128H20ZM85 129V128H84ZM121 129V128H120ZM129 129V128H128ZM133 129V128H132ZM135 129V128H134ZM133 129V130H134ZM138 129V128H137ZM149 129H150V126H149ZM233 129V128H232ZM39 130V129H38ZM106 129H104V131H105ZM124 130V129H123ZM148 130V129H147ZM101 131H103V130H101ZM104 131L102 132V134L104 135ZM40 132H41V130H40ZM39 132V133H40ZM55 132V131H54ZM118 132V131H117ZM149 132V131H148ZM230 132V131H229ZM26 133V132H25ZM47 133V132H46ZM92 133V132H91ZM153 133V132H152ZM205 133V136L206 135H208V134H206ZM221 133V132H220ZM223 133V132H222ZM225 133V132H224ZM87 134V133H86ZM98 134V133H97ZM107 134V133H106ZM135 134V133H134ZM60 135V134H59ZM102 135V136H103ZM147 135V134H146ZM178 135V136H177ZM224 135V134H223ZM235 135V134H234ZM54 136V135H53ZM80 136V135H79ZM79 136H77V137H79ZM89 136V135H88ZM91 136H93V135H91ZM99 136H101V135H99ZM105 136H107V135H105ZM148 136H150V135H148ZM227 136H228V133H227V135H226V138H227ZM12 137V136H11ZM34 137V136H33ZM45 137H46V135H45ZM90 137V136H89ZM175 137H177V138H175ZM229 137V136H228ZM234 137V136H233ZM239 137V136H238ZM36 138V137H35ZM35 138H33V139H35ZM48 138H49V136H48ZM58 138V137H57ZM93 137H91V138H88V140H89V143H90V139H92ZM148 138V137H147ZM167 138H171V139H167ZM73 139H74V137H73ZM107 139V138H106ZM109 139H110V137H109ZM152 139V138H151ZM160 139H162V138H160ZM178 139H180V140H178ZM223 139H224V137H223ZM230 139V138H229ZM234 139V138H233ZM238 139V138H237ZM240 139V138H239ZM238 139V140H239ZM16 140V139H15ZM26 140V139H25ZM36 140V139H35ZM51 140V139H50ZM79 140H80V137H79ZM99 140H101V139H99ZM103 140H104V138H103ZM154 140V139H153ZM157 140V139H156ZM206 140H209V138L208 139H206ZM237 140V141H238ZM74 141V140H73ZM96 141V140H95ZM98 141V140H97ZM108 141V140H107ZM106 141V142H107ZM176 141H174V142H176ZM192 141V140H191ZM193 141H194V139H193ZM217 141H219V138H218V140ZM226 141H227V139H226ZM234 141V140H233ZM232 141V143H234ZM236 141V140H235ZM78 142V141H77ZM100 142V141H99ZM98 142V143H99ZM102 142V141H101ZM163 142V143H164ZM187 142L188 141H186L185 142V144H187ZM190 142V141H189ZM207 142H209V141H207ZM211 143H212V141H210ZM209 142V143H210ZM215 142V141H214ZM9 143V142H8ZM75 143V142H74ZM80 143V142H79ZM103 143V142H102ZM145 143H147V142H145ZM155 143H157V141L155 142ZM162 143V142H161ZM162 143V144H163ZM222 143V142H221ZM228 143H229V141H228ZM231 143V142H230ZM71 144V143H70ZM165 144V143H164ZM166 144H167V142H166ZM171 144V143H170ZM169 144V145H170ZM214 144V143H213ZM218 144V143H217ZM236 144H235V146H236ZM12 145V144H11ZM19 145V144H18ZM56 145V144H55ZM75 145V144H74ZM200 146H201V144H199ZM215 145H216V143H215ZM9 146V145H8ZM31 146H33L32 145V143H31ZM153 146H154V144H153ZM166 146V145H165ZM205 146V145H204ZM210 146V145H209ZM208 146V147H209ZM212 146V145H211ZM216 146H219L220 147V145H216ZM226 146H230V145H227L226 144ZM234 145L232 146V147H235ZM21 147V146H20ZM24 147V146H23ZM22 147V148H23ZM38 147V146H37ZM45 147V146H44ZM43 147V148H44ZM53 147V146H52ZM71 147V146H70ZM103 147H104V145H103ZM150 147V146H149ZM159 147V146H158ZM160 147H162V146H160ZM177 147V146H176ZM180 147V146H179ZM184 147V146H183ZM213 147V146H212ZM231 147V146H230ZM12 148V147H11ZM25 148V147H24ZM23 148V149H24ZM42 148V149H43ZM77 148V150H80V148H78V147H76ZM152 148V147H151ZM163 148V147H162ZM222 148V147H221ZM228 148V147H227ZM235 148H237V146L235 147ZM33 149V148H32ZM104 149V148H103ZM167 149V148H166ZM177 149V148H176ZM180 149V148H179ZM178 149V150H179ZM206 149H213V150H215V148H205V151H208V150H206ZM223 149H224V147H223ZM233 149V148H232ZM239 149V148H238ZM12 150H13V148H12ZM63 150V149H62ZM76 150V151H77ZM89 150V149H88ZM163 150H165V147H164V149ZM174 150V149H173ZM177 150V151H178ZM180 150V151H181ZM210 150V151H211ZM217 150V149H216ZM230 149H228L227 151H229ZM234 150V149H233ZM236 150V149H235ZM91 151V150H90ZM99 151H102V149L101 150H99ZM106 151H107V149H106ZM155 151V150H154ZM159 151V150H158ZM169 151V150H168ZM209 151V152H210ZM218 151V150H217ZM222 151V150H221ZM224 151V150H223ZM9 152V151H8ZM11 152V151H10ZM48 152V151H47ZM55 152V151H54ZM53 152V153H54ZM79 152V151H78ZM78 152H76L77 154H78ZM81 152V151H80ZM163 152V151H162ZM170 152V151H169ZM231 152V151H230ZM236 152V151H235ZM15 153V152H14ZM56 153V152H55ZM101 153V152H100ZM107 153H108V151H107ZM222 153H226L225 151L224 152H222ZM47 154V153H46ZM48 154H49V152H48ZM99 154V153H98ZM150 154V153H149ZM161 155V157L163 156L162 155V153H160ZM164 154H165V152H164ZM176 154V155H175ZM218 154V153H217ZM234 154V153H233ZM34 155V154H33ZM32 155V156H33ZM56 155V154H55ZM99 155H101V154H99ZM166 155V154H165ZM169 155V154H168ZM206 155V156H205ZM209 155V154H208ZM229 155V154H228ZM235 155V154H234ZM233 155V156H234ZM21 156V155H20ZM38 156V155H37ZM51 156V155H50ZM80 156V155H79ZM84 156H85V154H84ZM150 156V155H149ZM159 156V155H158ZM216 156H218V155H216ZM221 156V155H220ZM225 156H227L226 154H225ZM232 156V155H231ZM246 156H245V158H246ZM39 157H40V155H39ZM58 157V156H57ZM87 157H89V156H87ZM93 157V156H92ZM156 157V156H155ZM237 156H235L234 158H236ZM244 157V156H243ZM53 158V157H52ZM79 158H82V157H79ZM158 158V157H157ZM164 158V157H163ZM170 158V157H169ZM169 158H168V160L167 161H169ZM212 158V159H211ZM215 158V157H214ZM217 158V157H216ZM238 158H239V155H238ZM32 159V158H31ZM83 159H84V157H83ZM99 159V158H98ZM155 159V158H154ZM175 159V158H174ZM220 159H223V158H220ZM219 159V160H220ZM33 160V159H32ZM51 160V159H50ZM54 160V159H53ZM100 160V159H99ZM98 160V161H99ZM106 160V159H105ZM158 160H159V158H158ZM164 160H165V158H164ZM247 160V161H246ZM78 160H76V162H77ZM81 161V160H80ZM154 161V160H153ZM157 161V160H156ZM173 161V160H172ZM217 161V160H216ZM236 161V160H235ZM34 162V161H33ZM85 162H87V158H86V161ZM95 162V161H94ZM97 162V161H96ZM152 162V161H151ZM163 162V161H162ZM161 162V163H162ZM165 162H166V160H165ZM174 162V161H173ZM238 162V161H237ZM30 163V162H29ZM54 163V162H53ZM88 163V162H87ZM160 163V164H161ZM218 163V162H217ZM243 163V164H242ZM245 163H246V165H245ZM33 164V163H32ZM50 164H52V160H51V163ZM151 164V163H150ZM165 164V163H164ZM169 164V163H168ZM170 164H172V163H170ZM222 164V163H221ZM224 164V163H223ZM238 164V163H237ZM52 165H54V164H52ZM99 165H100V163H99ZM220 165V164H219ZM105 166V165H104ZM152 166V165H151ZM150 166V167H151ZM243 166V167H242ZM51 167H53V166H51ZM88 167V166H87ZM97 167V166H96ZM100 167V166H99ZM170 167V166H169ZM218 167V169H219V166H217ZM222 167V166H221ZM36 168V167H35ZM48 168V167H47ZM46 168V169H47ZM82 168H84V167H82ZM158 168H160V167H158ZM168 168V167H167ZM174 168H175V166H174ZM183 168H185L184 170H185V172L184 171H182V169ZM45 168H44V170H43V167H42V169H41V171L43 170V171H45L46 170ZM81 169V168H80ZM79 169V170H80ZM86 169V168H85ZM87 169H90V168H87ZM87 169H86V171H87ZM98 169V168H97ZM221 169V168H220ZM236 169H238L237 170V172H236ZM244 169V170H243ZM55 170V169H54ZM53 170V171H54ZM59 171H60V169H58ZM91 170V169H90ZM154 170V169H153ZM156 170V169H155ZM170 169H164V171H169ZM172 170H174V169H172ZM35 171V170H34ZM84 171V170H83ZM89 171V170H88ZM92 171V170H91ZM160 171V170H159ZM158 171V172H159ZM241 171H243V173L245 174V179L248 181V183H249V181L250 182H254L253 180H252V177H255L257 174H259V173H261L262 171V173L261 174H259V177L260 178H257V179H260V180H257V182H254V184H252V183H250V184H252L253 186L251 187V189H250V191H248V193H246L247 194V196H245L244 197V195L245 194H243L242 192L238 195L237 193H234L235 192V190L237 189V187H240V186H235V184H234V186H233V182H231L230 181V177H229V175H232V180H234L235 181V179H234V177H235V175L234 174H236L237 173V175L239 174V172H241ZM39 172V170L36 172V173H38ZM150 172H151V170H150ZM174 172H175V170H174ZM182 172H184V173H182ZM248 172V173H247ZM54 173V172H53ZM151 173H153V172H151ZM169 173V172H168ZM228 173H229V175H228ZM242 173V172H241ZM40 174H42V173H40ZM44 174V173H43ZM55 174V173H54ZM87 174H89V172L87 173ZM86 174V176H88L89 177V175H87ZM243 174V175H244ZM59 175H60V173H59ZM61 175H62V173H61ZM60 175V176H61ZM82 175V174H81ZM84 175V174H83ZM118 175V174H117ZM147 175H149L150 177H151V175L149 174V172L147 173ZM159 175V174H158ZM234 175V176H233ZM36 176V175H35ZM44 176V175H43ZM63 176V175H62ZM85 176V177H86ZM175 176H173L174 178H175ZM42 177V176H41ZM55 177V176H54ZM162 177V176H161ZM160 177V178H161ZM228 177H229V179H228ZM47 178H50V176L49 177H47ZM76 178H78V177H76ZM164 178H167V177H165L164 176ZM240 178H242L241 177V175H240ZM239 178V176L238 177H236V179H237V184H241V179ZM31 179V178H30ZM36 179V178H35ZM37 179H39V177L37 178ZM36 179V180H37ZM42 179H44V178H42ZM41 179V180H42ZM82 179V178H81ZM228 179V180H227ZM239 179H240V181H239ZM244 179V178H243ZM47 180V179H46ZM51 181H53L52 179H50ZM146 180H147V177H146ZM148 180H150V179H148ZM165 180V179H164ZM55 181V180H54ZM43 182V181H42ZM80 182H82V181H80ZM79 182V183H80ZM149 182V181H148ZM157 182H158V180H157ZM162 182V181H161ZM166 182V181H165ZM171 182V181H170ZM180 182L181 183H184L183 184V186L181 187L180 186ZM231 182V183H230ZM239 182V183H238ZM54 183V182H53ZM75 183V182H74ZM86 183H87V181H86ZM246 183V182H245ZM244 183V184H245ZM157 184H159V182L157 183ZM161 184V183H160ZM159 184V185H160ZM173 184V183H172ZM236 184V185H237ZM81 185H82V183H81ZM80 185V186H81ZM152 185V184H151ZM156 185V183H154V186ZM171 184H169V186H170ZM77 186V185H76ZM86 186H88L87 184H86ZM161 186H164L163 184L161 185ZM169 186H167L168 188H169ZM173 186V185H172ZM246 186V185H245ZM244 186V187H245ZM166 187V186H165ZM181 187V188H180ZM243 187V186H242ZM151 188V187H150ZM149 188V189H150ZM153 188V187H152ZM157 188V187H156ZM155 188V189H156ZM160 188V187H159ZM162 188V187H161ZM31 189V188H30ZM29 189V190H30ZM182 189H183V191H182ZM215 191H214V190ZM246 189V188H245ZM143 190H144V188H143ZM148 190V189H147ZM169 189H167L166 191H168ZM171 190V189H170ZM249 190V189H248ZM149 191V190H148ZM155 192H153V193H156V190H154ZM244 191H246V190H244ZM151 192V191H150ZM162 192V191H161ZM170 192V191H169ZM239 192V191H238ZM152 193V194H153ZM158 193H160L159 192V190H158ZM32 194V193H31ZM46 194V193H45ZM150 194V193H149ZM160 194H163V192L162 193H160ZM171 194V193H170ZM169 194V195H170ZM47 195V194H46ZM166 195H168V192H167V194ZM206 195H208L207 197H206ZM153 196V195H152ZM156 196V195H155ZM159 196V195H158ZM163 196H165L164 194H163ZM162 195L160 196V197H163ZM50 197V196H49ZM157 197V196H156ZM167 197H169V196H167ZM166 197V198H167ZM171 197H169V198H171ZM231 197H232V199H234V200H232L231 199ZM65 198V197H64ZM152 198V197H151ZM158 198V197H157ZM157 198H155V199H157ZM163 198H165V197H163ZM169 198H168V200H169ZM204 198H209V201L210 202H205L204 200ZM245 198V199H244ZM38 199H40V198H38ZM51 199V198H50ZM62 199V198H61ZM148 199V198H147ZM171 199V200H172ZM229 199H231V201H233V207H232V210L231 209H229L228 210V207H226V206H228L229 204H228V201H229ZM60 200V199H59ZM68 200V199H67ZM166 200V199H165ZM164 199H163V201L164 202H166ZM170 200V201H171ZM207 200V199H206ZM244 200V201H243ZM155 201V200H154ZM154 201L152 200L151 202H153L154 203ZM158 202H160L159 201V199L157 200ZM32 202V201H31ZM70 202V201H69ZM156 203L157 205H159V203ZM204 202H205V204H204ZM152 203V204H153ZM203 203V204H202ZM72 204V203H71ZM161 205H163L162 203H160ZM169 205V203H166V205ZM78 205V204H77ZM147 205H148V203H147ZM154 205V204H153ZM152 205V206H153ZM167 205V206H168ZM226 205V206H225ZM9 206V205H8ZM62 206V205H61ZM71 206V205H70ZM152 206H150V207H152ZM155 206V205H154ZM57 207V206H56ZM55 207V208H56ZM75 207V206H74ZM149 207V206H148ZM63 208V207H62ZM161 208H163V207H161ZM160 208V209H161ZM164 208H166V207H164ZM164 208L163 209H161L162 211L164 210ZM3 209V208H2ZM11 209V208H10ZM70 209H71V207H70ZM69 209V210H70ZM74 209V208H73ZM159 209V208H158ZM170 209H171V207H170ZM177 209V208H176ZM56 210H58V209H56ZM154 210H155V208H154ZM235 210V211H234ZM1 211V210H0ZM61 211V210H60ZM64 211V210H63ZM131 211V210H130ZM152 211V210H151ZM160 211V210H159ZM171 211V210H170ZM223 211H224V213H226V211H227V213L229 212V214H228V216H229V218H233V215H234V213L236 212V217L237 218H239L238 219V223H233V222H227V221H229L228 219H227V217H226V219H227V221H225L226 223H224L223 222V219H221V214L223 213ZM50 212V210L48 211V213ZM73 212V211H72ZM71 212V213H72ZM75 212V211H74ZM153 212V211H152ZM155 212V211H154ZM76 213V212H75ZM164 213H166V211L164 212ZM168 213H169V216H168ZM50 214H51V212H50ZM54 214V213H53ZM53 214H52V216H53ZM64 214V213H63ZM135 214V213H134ZM155 214H156V212H155ZM70 215V214H69ZM73 215H76V214H73ZM129 215V214H128ZM152 215V214H151ZM157 215V214H156ZM160 215V216H161ZM51 216V217H52ZM56 216V215H55ZM122 216V215H121ZM130 216V215H129ZM183 216V217H182ZM239 216V217H238ZM47 217V216H46ZM61 217V216H60ZM83 217V216H82ZM134 217V216H133ZM146 217V216H145ZM151 217H153V216H151ZM155 217V216H154ZM165 217V218H166ZM222 217H223V215H222ZM53 218V217H52ZM55 218V217H54ZM130 218V217H129ZM150 218V217H149ZM157 218H158V216H157ZM64 219V218H63ZM72 219V218H71ZM77 219H79V218H77ZM153 219H155V218H153ZM152 219V220H153ZM52 220V219H51ZM136 220V219H135ZM151 220V221H152ZM155 220H157V224L160 222L158 219H155ZM160 220H161V218H160ZM165 220V219H164ZM168 220V221H169ZM236 220V219H235ZM14 221V220H13ZM53 221V220H52ZM58 221V220H57ZM121 221H123V220H121ZM128 221H129V219H128ZM154 221V220H153ZM152 221V222H153ZM43 222V221H42ZM46 222H49V221H46ZM45 222V223H46ZM53 222H55V221H53ZM62 222V221H61ZM75 222H77V221H75ZM131 222V221H130ZM129 222V223H130ZM135 222V221H134ZM163 223H165V222H167V221H162ZM223 222V226L222 227H224V228H222V229H219L220 227H218L217 225H218V223L220 224V223H222ZM7 223H9V222H7ZM16 223V222H15ZM68 223V222H67ZM127 223V222H126ZM136 223V222H135ZM148 223V222H147ZM178 223V222H177ZM60 224V223H59ZM69 224V223H68ZM71 225H73L72 223H70ZM78 224V223H77ZM137 224V223H136ZM144 224H145V221H144ZM171 224V223H170ZM45 226H47V225H52V224H50V222L48 223V224H44ZM55 225H56V223H55ZM64 225V224H63ZM66 225V224H65ZM115 225V224H114ZM147 225V224H146ZM153 225H154V223H153ZM167 225H169V224H167ZM174 225V224H173ZM44 226V227H45ZM127 226V225H126ZM157 226V225H156ZM159 226V225H158ZM157 226V227H158ZM160 226H161V224H160ZM175 226L176 225H174V228H175ZM1 227H3V226H1ZM7 227V226H6ZM114 227V226H113ZM150 227V226H149ZM167 227V226H166ZM177 227V226H176ZM13 228V227H12ZM15 228V227H14ZM26 228V227H25ZM47 229H48V227H46ZM52 228V227H51ZM51 228H50V230H51ZM117 228V227H116ZM123 228V227H122ZM159 228V227H158ZM162 228V227H161ZM164 228H165V226H164ZM164 228H162L163 230H164ZM178 228H180V227H178ZM189 228H190V230H189ZM55 228L53 227V229L52 230H54ZM57 229V228H56ZM70 229V228H69ZM168 229H169V227H168ZM200 229V231H198ZM18 230V229H17ZM162 230V231H163ZM167 230V229H166ZM169 230H172V229H169ZM180 230V229H179ZM59 231V230H58ZM117 231V230H116ZM161 231V230H160ZM158 232V233H160V234H162L161 232ZM168 231V230H167ZM177 231V230H176ZM11 232V231H10ZM119 232H122V229H121V231H119ZM169 232V231H168ZM171 232V231H170ZM179 232V231H178ZM186 232V233H185ZM218 232V233H217ZM12 233V232H11ZM90 233V232H89ZM123 233H124V230H123ZM150 233V232H149ZM206 233V232H205ZM215 233V234H214ZM65 234V233H64ZM87 234V233H86ZM122 234V233H121ZM148 234V233H147ZM150 234H152V233H150ZM172 233H170V235H171ZM183 234V235H184ZM214 234V235H213ZM49 235V234H48ZM54 235H55V233H54ZM125 235V234H124ZM153 235V234H152ZM177 235V234H176ZM193 235V234H192ZM207 235H209L208 233H207ZM43 236V235H42ZM125 236H127V235H125ZM188 236V237H187ZM44 237V236H43ZM122 236H120V238H121ZM164 237V236H163ZM167 237V236H166ZM169 237V236H168ZM171 237L173 238L174 236H172L171 235ZM170 237V239H172ZM197 237V236H196ZM205 237V236H204ZM16 238V237H15ZM47 238V237H46ZM56 238V237H55ZM54 238V239H55ZM60 238V237H59ZM158 238V237H157ZM175 238H177V237H175ZM187 238H188V240H187ZM199 238V237H198ZM201 238V237H200ZM50 239V238H49ZM81 239V238H80ZM122 239V238H121ZM153 239V238H152ZM151 239V240H152ZM190 239L192 240V241H190ZM201 239H203V238H201ZM66 240H68V238L66 239ZM51 241V240H50ZM49 241V242H50ZM65 241V240H64ZM185 241V242H186ZM59 242H61V241H59ZM67 242V241H66ZM65 242V243H66ZM80 242V241H79ZM48 243V242H47ZM124 243H125V241H124ZM154 243H156V242H154ZM193 243V242H192ZM191 243V244H192ZM46 244V243H45ZM61 244V243H60ZM123 244V243H122ZM128 244V243H127ZM153 244V243H152ZM198 245H199V243H197ZM197 244H195V245H197ZM13 245V244H12ZM58 245V244H57ZM62 245H64V244H61V247H62ZM68 245V244H67ZM67 245L65 244V247H67ZM83 245H84V242H83ZM160 245V244H159ZM168 245V244H167ZM81 246V245H80ZM119 246V245H118ZM124 246V245H123ZM154 246V245H153ZM156 246V245H155ZM161 246V245H160ZM171 246V245H170ZM174 246H176L175 244H174ZM187 246H188V248H187ZM11 247V246H10ZM65 247H64V249L62 250V248H59L58 247V250L59 251H61V256L59 257L58 255V258H56L55 256L56 255H54V257L56 258V263L57 264H67L69 261H70V257H71V255H70V253L72 252H69V255L67 254L68 253V250L66 251V249L69 247H67L66 249H65ZM84 247V246H83ZM82 247V249H81V251L82 252H84V251H86V250H84L85 248H83ZM86 247V246H85ZM120 247V246H119ZM164 248V247H163ZM163 248H162V250H163ZM199 248H200V246H199ZM61 249V250H60ZM132 249V248H131ZM151 249V248H150ZM161 249V248H160ZM167 249V248H166ZM170 249V248H169ZM84 250V251H83ZM171 250V249H170ZM180 250H182V249H180ZM198 250V249H197ZM13 251H16V250H13ZM56 251H57V248H56ZM56 252V253H60V252ZM89 251V250H88ZM147 251V250H146ZM154 251V250H153ZM152 251V252H153ZM161 251V250H160ZM179 251V250H178ZM200 251H201V249H200ZM199 251V252H200ZM17 252V251H16ZM20 252V251H19ZM81 252V253H82ZM158 252V251H157ZM173 252V251H172ZM202 252V253H203ZM55 253V252H54ZM53 253V254H54ZM133 253V252H132ZM164 253V252H163ZM167 253V252H166ZM87 254V253H86ZM85 254V255H86ZM155 254V253H154ZM158 254V253H157ZM162 254V253H161ZM168 254V253H167ZM191 254V255H190ZM198 254V253H197ZM81 255V254H80ZM83 255V258H84V253L82 254ZM159 255H160V253H159ZM2 256H4V255H2ZM70 256V257H69ZM75 256V255H74ZM154 256V255H153ZM173 256H174V254H173ZM200 256V255H199ZM53 257V258H54ZM76 257V256H75ZM74 257V258H75ZM81 256H79L78 257V255H77V262H76V264H86V263H82V261H81V258H80ZM155 257H158V256H155ZM177 257H178V255H177ZM192 257H194V256H192ZM52 258V259H53ZM79 258V259H78ZM160 258V257H159ZM195 258H196V255H195ZM198 258V257H197ZM85 259V258H84ZM166 259V258H165ZM172 259H174V257L172 258ZM171 259V260H172ZM176 259V258H175ZM72 260V259H71ZM75 260V259H74ZM80 260V261H79ZM158 260V259H157ZM162 260V259H161ZM202 260V259H201ZM37 261V260H36ZM41 261V260H40ZM76 261V260H75ZM85 261V260H84ZM88 261V260H87ZM144 261V260H143ZM167 261V260H166ZM199 261V260H198ZM71 262H74V261H71ZM163 262V261H162ZM178 262V261H177ZM176 262V263H177ZM200 262V261H199ZM198 262V263H199ZM55 263V262H54ZM55 263V264H56ZM142 263V262H141ZM146 263V262H145ZM148 263V262H147ZM151 263V262H150ZM156 263V261L154 262V264ZM167 263V262H166ZM179 263V262H178ZM192 263V262H191ZM197 263V264H198ZM200 263H202V262H200ZM32 264V263H31ZM95 264V263H94ZM106 264V263H105ZM140 264V263H139Z\"/></svg>",
  "mask_w": 264,
  "mask_h": 264
}]
</instances>
